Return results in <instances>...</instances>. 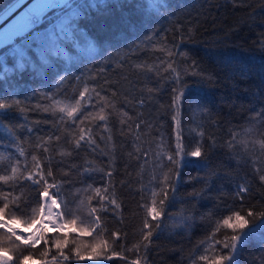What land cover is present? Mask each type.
<instances>
[{"label": "trees", "instance_id": "1", "mask_svg": "<svg viewBox=\"0 0 264 264\" xmlns=\"http://www.w3.org/2000/svg\"><path fill=\"white\" fill-rule=\"evenodd\" d=\"M11 3L0 0V11ZM92 3L98 6L92 8ZM72 17L69 28L77 29L76 38L83 34L95 43V58L73 53L71 61L60 59L51 67L37 61L35 69L20 72L6 55L8 47L0 51V58L14 69L3 73L0 64V103L14 105L0 111V167L18 163L16 175L21 176L32 156L43 157L45 163L51 155L60 200L78 210L80 227V217L97 206L94 190L108 187L109 194L114 192L120 208L100 213L104 231L97 229L100 235L91 236L68 231V245H62L66 254L76 247L87 253L91 245L107 240L113 248L123 244L118 251L128 261L114 258L104 264H128L133 258H141L142 264H193L201 254L211 258L213 234L224 240L232 233L223 219L233 210L244 214L251 206L264 210V184L255 171L261 166L259 140L264 138V124L257 119L264 110V0H80ZM170 60L175 71L168 68ZM85 87L88 99L73 124L59 109L71 107ZM179 91L183 97L169 107ZM89 112L95 119L90 116L85 124L98 148L76 154L71 144L81 127L78 121ZM177 112L185 151L200 147L202 155L187 156L191 163L179 166V179L172 180L176 191H169L162 217L151 221L159 225L152 229V242L137 252L145 205L164 186L166 154L175 149L172 115ZM102 114L108 117L107 128L99 121ZM56 135L61 140L51 143L50 152L36 147ZM229 141H234L231 147ZM107 171L112 172L111 183ZM5 174L0 171V176ZM19 183H26L23 176ZM244 184L250 193L241 201L236 194ZM0 186L9 191L3 180ZM193 192L201 195L194 198ZM112 232H119L123 241L110 238ZM5 235L0 229V241L6 243ZM45 238L47 244L42 241L31 249L38 255L28 264H53L58 256L55 242L65 235L53 232ZM262 259L264 232L253 230L236 254L237 264H261ZM55 264L67 262L57 258ZM72 264L98 262L73 259Z\"/></svg>", "mask_w": 264, "mask_h": 264}, {"label": "snow or ice", "instance_id": "2", "mask_svg": "<svg viewBox=\"0 0 264 264\" xmlns=\"http://www.w3.org/2000/svg\"><path fill=\"white\" fill-rule=\"evenodd\" d=\"M24 4L25 0H13V3L9 7L0 11V22L12 16ZM97 6L96 3L90 5L92 8H96ZM72 8L73 5L71 3L42 7L38 5L37 0H32L27 7H24V10L11 23L14 24L17 21H22V26L15 30L9 42H0V48L8 47L6 55L14 59L15 70L23 72L29 66L35 69L37 61L41 67H51L54 62L60 59L71 61L73 53L79 58H95L99 54L95 43L87 39L83 34H81L82 38H76L77 29L75 27L69 28L73 17L67 14V10ZM57 10H60L64 14L56 24L52 25L51 30L43 28V22L46 17ZM79 14V12L75 13L76 16H79ZM123 23L132 26L131 21L124 20ZM6 28H0V33L4 32ZM168 54L170 57L173 55L171 51ZM0 64H3V73H11L14 70L7 66L3 58H0ZM168 68L175 71L171 60L168 63ZM176 79L179 80L178 75ZM88 92L89 89L85 87L71 107H60L59 109L61 113L66 112L68 117L73 118V124L77 123V114L81 112L83 102L88 99ZM183 95L184 93L179 91V94L173 97L172 105L169 107L175 106L176 102L180 101ZM19 105L20 101H16L15 107H19ZM92 106L95 108V104ZM13 108L14 105L12 104L0 103V111L5 113ZM20 111L23 112L24 109L20 108ZM178 115V112L172 115V119L176 122L175 149L166 154L168 163L164 167L167 171L162 172L164 186L160 188L159 192L153 191L151 205H145L147 218L144 220L141 229V241L134 246L137 252L147 248L152 242L154 235L152 229L159 227V225H154L151 221H157L162 217L164 205L169 199V191L173 193L176 191L172 180L173 178L179 179V166L191 163L185 159L187 156L201 157L202 155L200 147H196L191 151H185L181 121L177 119ZM90 116L92 119H95V116L89 112L78 121L81 127L71 144L73 152H76V154H79L77 150H86L88 148L95 150L98 148L91 127L85 124V120ZM98 118L99 121L105 122L102 127L107 128L108 117L102 114ZM257 119H260L261 123L264 124V110H262ZM261 136L264 137V132L261 133ZM60 140L61 137L59 135L55 137L50 136L48 144H37L36 147L43 148L44 152H50L51 143L59 142ZM233 142L229 141L228 146L231 147ZM161 143H163V140H161ZM253 143L256 142L253 141ZM259 145L262 154L261 166L256 168L255 171L258 174L260 182L264 184V138L259 140ZM20 155H25L23 149L20 150ZM156 155L161 154L157 153ZM43 159V157L34 155L32 156L31 163L25 164L21 173V176L26 181L23 185L19 183L21 176L16 175L19 167L18 163L15 166L9 164L7 167H0V171L6 173L0 176V180H3L9 188V191L6 192L3 186H0V229L6 230V243L0 241V264H28L29 261L33 260L34 255H38L32 253L31 249L36 248L42 241L47 244L48 241L45 237L50 231L64 232L65 235L63 241L57 240L55 242L58 256L53 258V264H55L57 258H62L67 264H72L73 259L78 261H97L98 264H104L105 261H110L114 258L128 261V258L118 251V249L123 247V244H117L113 248L108 244L107 240L91 245L90 251L87 253H82L79 247L70 249L67 254L63 251L62 245L63 247H67L68 245L67 232L65 230L78 232L80 235L91 236L94 232L100 235L97 229L101 232L104 231V224L100 213H106L110 208L118 210L120 204L117 202L114 192L109 194L108 187H105L103 191L101 188H96L94 196L97 206L90 207L87 215L80 217V225H84L80 227L77 222L78 210L70 209L67 201L60 200L57 175L52 170V156H48L45 163H42ZM162 159L161 155L160 162H162ZM105 175L109 178V183H111L112 172L107 171ZM17 189L25 191H21L17 195ZM32 193H35V195L33 196ZM249 193V186L244 184L239 186L236 195L243 201ZM190 195L195 198L201 195V193L193 192ZM157 196H159V201L157 200ZM89 203H91V197ZM62 205L63 211L60 210ZM260 207L264 208V205ZM54 209L56 211H53ZM20 225H23V227H18ZM223 226L232 229V233L227 235V238L224 240H220L213 234L212 247L210 249L213 255L210 258L207 254H201L198 261L193 260V264H200V262H203V264H237L236 254L239 248L245 244L246 237L252 235L253 230L264 232V210H260L255 206H251V209L244 214L239 210H233L231 215L223 219ZM33 229L35 231H32ZM110 238H114L115 241H123L124 239L119 232L110 233ZM202 243L208 244V241H203ZM22 245L25 246L24 250L19 255H15L14 249H19ZM217 245H222V247L218 248L216 247ZM224 250L227 251L225 252ZM41 254L47 256L48 252L42 250ZM45 264H47V261H45ZM128 264H142V259L133 258ZM261 264H264V259L261 260Z\"/></svg>", "mask_w": 264, "mask_h": 264}, {"label": "rangeland", "instance_id": "3", "mask_svg": "<svg viewBox=\"0 0 264 264\" xmlns=\"http://www.w3.org/2000/svg\"><path fill=\"white\" fill-rule=\"evenodd\" d=\"M49 0H38V5L45 7V4L48 2ZM26 2V0H25ZM80 0H70L67 3H71L73 5L72 9H68L67 10V14L72 16V13H74V8L79 4ZM64 13H62L60 10L54 11L52 13H50L48 15V17H46V19L44 20V28H47L49 30H51L52 25L56 24L57 21L60 19V17L63 15ZM20 22V21H17ZM12 23V22H11ZM9 23L6 27L4 32L0 33V38H2L3 36L7 35L8 33L11 32L12 28L14 27V24ZM11 24V25H10ZM10 37H12V35H10L7 40L3 43H7L9 42ZM54 41V40H53ZM6 48V47H5ZM5 48H0V51H3ZM61 210V209H60ZM62 211V210H61ZM21 226V225H20ZM3 231L6 232V230L2 229ZM66 232H68V230H65Z\"/></svg>", "mask_w": 264, "mask_h": 264}, {"label": "bare ground", "instance_id": "4", "mask_svg": "<svg viewBox=\"0 0 264 264\" xmlns=\"http://www.w3.org/2000/svg\"><path fill=\"white\" fill-rule=\"evenodd\" d=\"M32 0H26L24 6H22L20 9H18L15 13H13L12 16L8 17L7 19L3 20L2 22H0V28H5L9 23H11L16 16H18L20 14V12H22L24 10V7H27V5L29 3H31ZM53 211H56L55 209ZM20 228H22V226H18ZM32 231H35V229H33ZM48 233H53V231H50ZM27 235V233H26ZM39 246V245H38Z\"/></svg>", "mask_w": 264, "mask_h": 264}, {"label": "built area", "instance_id": "5", "mask_svg": "<svg viewBox=\"0 0 264 264\" xmlns=\"http://www.w3.org/2000/svg\"><path fill=\"white\" fill-rule=\"evenodd\" d=\"M70 0H49L46 4L45 7L47 6H53V5H60V4H65ZM32 2V1H31ZM38 2V0H37Z\"/></svg>", "mask_w": 264, "mask_h": 264}, {"label": "water", "instance_id": "6", "mask_svg": "<svg viewBox=\"0 0 264 264\" xmlns=\"http://www.w3.org/2000/svg\"><path fill=\"white\" fill-rule=\"evenodd\" d=\"M22 23H23V22L18 23L16 26H14L13 30H12L10 33H8L7 35H5V36H3L2 38H0V42H5V41L7 40V38H8L10 35H12L16 29H18L19 27L22 26Z\"/></svg>", "mask_w": 264, "mask_h": 264}]
</instances>
